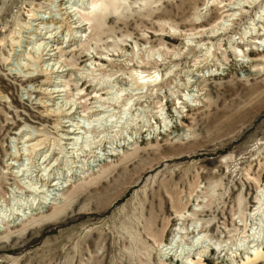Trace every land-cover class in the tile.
Returning <instances> with one entry per match:
<instances>
[{"label": "rangeland", "instance_id": "374dc122", "mask_svg": "<svg viewBox=\"0 0 264 264\" xmlns=\"http://www.w3.org/2000/svg\"><path fill=\"white\" fill-rule=\"evenodd\" d=\"M262 10L0 0V264H264Z\"/></svg>", "mask_w": 264, "mask_h": 264}, {"label": "bare ground", "instance_id": "6f19581e", "mask_svg": "<svg viewBox=\"0 0 264 264\" xmlns=\"http://www.w3.org/2000/svg\"><path fill=\"white\" fill-rule=\"evenodd\" d=\"M106 1V0H105ZM108 2V0H107ZM97 5V4H96ZM96 5L93 9L96 8ZM100 9L102 10H108L109 9V5L106 3V2H102L100 4ZM66 10L65 12H63V16L66 17L67 19H73L74 17L72 16L74 13V11L72 9H64ZM114 10H118V8L114 7ZM97 11V10H96ZM101 11V10H100ZM263 11V10H262ZM116 12V11H115ZM264 12V11H263ZM94 13V12H93ZM76 15V14H75ZM260 15V14H259ZM262 22V19L259 17L258 18V22L255 23V20L253 21V28L249 31L251 36L253 35V31L256 32V37L255 39H259L258 37H262L264 35H261L262 33H264V27H259L258 25L261 24ZM84 23V22H83ZM77 25V24H75ZM87 25V24H86ZM85 26V25H84ZM258 26V27H257ZM82 25L80 24V26H76L74 28V30H78L79 32L82 31ZM72 30V29H71ZM78 33V32H77ZM246 34H249V33H246ZM53 35H49L47 36L45 39L46 40H50L51 37ZM249 36V35H248ZM245 37V36H244ZM254 44H257L254 42ZM259 44V43H258ZM44 47L46 49V51L49 49L48 45L44 42ZM44 49V50H45ZM46 57H48L47 59H45V61L47 60H51L53 58L52 54H51V51L48 50V52L46 53ZM257 62V61H256ZM59 72V71H58ZM144 79H150V77H144ZM61 91V90H60ZM59 93V92H58ZM57 93H53V98L54 100H56L58 98V96H56ZM51 95V94H50ZM194 97V96H193ZM67 127V126H66ZM77 127V126H76ZM81 127V126H80ZM74 132V131H73ZM69 131L67 128H66V135L71 137V136H74V133ZM76 133V132H75ZM85 133V132H84ZM80 136V135H79ZM78 136V137H79ZM65 138V137H64ZM74 138V137H73ZM78 139V138H77ZM81 139V138H80ZM79 139V140H80ZM67 141H72V139L70 138H67L66 139ZM76 141V140H75ZM77 143V142H76ZM32 145V144H31ZM26 151V150H25ZM262 193V192H261ZM264 194V192L262 193ZM262 197V196H261ZM262 207V206H261ZM263 208V207H262ZM259 207V209L257 210L258 212L259 211H262L263 209ZM262 209V210H261ZM260 213V212H259ZM182 220L181 221H184V218H181ZM192 228V229H191ZM191 228H185L184 227V224H180L178 226V228H176L174 230V233H173V237L171 239V242L168 246H163L160 250H161V257L162 258H173V259H176L177 262H180L181 264H192L190 261L191 259H189L190 257H192L193 255H199L201 254L202 255V252L198 251L199 249H207L206 246L209 247V243H208V240L210 241V239L208 238V236L205 234L206 233V228H204L203 224L201 221H195L192 225H191ZM192 234V237L190 238H185L186 235H190ZM188 241V242H187ZM187 242V243H186ZM183 243H185V247L183 245ZM211 243V242H210ZM216 248L218 249H221L220 246H216ZM216 248H214L215 250H217ZM218 249V250H219ZM209 251V250H207ZM255 251V250H254ZM205 253V251H204ZM255 255L257 254L256 251L253 252ZM200 256V255H199Z\"/></svg>", "mask_w": 264, "mask_h": 264}]
</instances>
